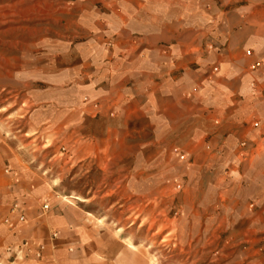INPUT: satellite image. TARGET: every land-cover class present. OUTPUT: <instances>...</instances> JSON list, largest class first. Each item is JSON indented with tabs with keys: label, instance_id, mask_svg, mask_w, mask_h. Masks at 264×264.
<instances>
[{
	"label": "crops",
	"instance_id": "crops-1",
	"mask_svg": "<svg viewBox=\"0 0 264 264\" xmlns=\"http://www.w3.org/2000/svg\"><path fill=\"white\" fill-rule=\"evenodd\" d=\"M19 1L57 26L49 38L67 41L53 50L69 60L53 64L62 71L47 81L70 88L53 104L74 121V154L86 180L110 154L131 184L162 183L178 199L180 227L196 236L225 231L235 249L230 264H264V0ZM10 189L0 187V264L139 259L116 229L92 227L83 216L82 227L59 217L52 227H24L46 250L19 261L7 252L8 223L21 219L24 206L12 202ZM50 232L58 239L49 240Z\"/></svg>",
	"mask_w": 264,
	"mask_h": 264
},
{
	"label": "rangeland",
	"instance_id": "rangeland-1",
	"mask_svg": "<svg viewBox=\"0 0 264 264\" xmlns=\"http://www.w3.org/2000/svg\"><path fill=\"white\" fill-rule=\"evenodd\" d=\"M19 2L0 1V187L10 185L12 202L24 206L18 208L21 219L14 215L8 223L13 241L7 252L19 261L34 257V250L45 244L27 236L24 227H52V217L82 227L84 216L92 227L116 229L134 247L139 257L134 264H230L235 249L227 248V233L196 236L193 227H180L178 199L168 197L162 183L131 184L107 153L101 168L97 163L91 169V183L86 180L88 169L74 154V121L59 117L53 104L58 96L66 98L70 88L47 81L62 71L53 64L69 60L53 50L67 41L49 38L57 26L42 21L40 8ZM95 175L100 183L93 182ZM153 190L159 194L149 195ZM89 191L91 199L84 200ZM44 205L49 208L43 211ZM52 239H58L57 232H50ZM239 250L237 257L243 255Z\"/></svg>",
	"mask_w": 264,
	"mask_h": 264
},
{
	"label": "built area",
	"instance_id": "built-area-1",
	"mask_svg": "<svg viewBox=\"0 0 264 264\" xmlns=\"http://www.w3.org/2000/svg\"><path fill=\"white\" fill-rule=\"evenodd\" d=\"M249 54H251V53H249ZM259 67H260V63H257V64H255V65L253 66V69L256 70V69L259 68ZM95 106L97 107V104H96ZM254 127L259 128V127H260V123H259V122H255V123H254ZM246 146H247L246 143H242V144H241V148H246ZM174 153L180 155V159H181L182 161H185V160H186V156H185L184 154H182L178 149H175V150H174ZM43 208H44V210H47L49 207H48V205H44ZM55 237H57L56 234L53 235V238H55ZM26 246H28V245H26ZM45 250H46V246H38L37 249L34 250L35 253H36L37 258H41ZM27 251L32 252L33 249H32V248H28Z\"/></svg>",
	"mask_w": 264,
	"mask_h": 264
}]
</instances>
